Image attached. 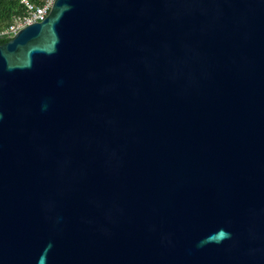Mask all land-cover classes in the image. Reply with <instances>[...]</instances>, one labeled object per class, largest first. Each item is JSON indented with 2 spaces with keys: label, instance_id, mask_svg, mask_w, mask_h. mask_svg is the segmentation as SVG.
Instances as JSON below:
<instances>
[{
  "label": "water",
  "instance_id": "1",
  "mask_svg": "<svg viewBox=\"0 0 264 264\" xmlns=\"http://www.w3.org/2000/svg\"><path fill=\"white\" fill-rule=\"evenodd\" d=\"M0 264H264V0H56L0 43Z\"/></svg>",
  "mask_w": 264,
  "mask_h": 264
},
{
  "label": "built area",
  "instance_id": "2",
  "mask_svg": "<svg viewBox=\"0 0 264 264\" xmlns=\"http://www.w3.org/2000/svg\"><path fill=\"white\" fill-rule=\"evenodd\" d=\"M56 0H21L25 5L22 14L14 16L11 23L0 29V37L13 38L25 26L40 22L49 15Z\"/></svg>",
  "mask_w": 264,
  "mask_h": 264
},
{
  "label": "trees",
  "instance_id": "3",
  "mask_svg": "<svg viewBox=\"0 0 264 264\" xmlns=\"http://www.w3.org/2000/svg\"><path fill=\"white\" fill-rule=\"evenodd\" d=\"M24 11L25 5L21 0H0V29L7 27L14 16L22 14ZM7 40L6 37H0V43Z\"/></svg>",
  "mask_w": 264,
  "mask_h": 264
}]
</instances>
